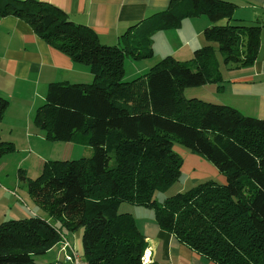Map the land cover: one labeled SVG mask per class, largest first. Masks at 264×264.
I'll use <instances>...</instances> for the list:
<instances>
[{
  "label": "trees",
  "instance_id": "trees-1",
  "mask_svg": "<svg viewBox=\"0 0 264 264\" xmlns=\"http://www.w3.org/2000/svg\"><path fill=\"white\" fill-rule=\"evenodd\" d=\"M237 7L232 0H170L143 29L132 36L129 29L111 45L52 3L0 0V16L25 20L94 74L92 82H51L35 111L34 124L47 140L89 145L92 154L49 160L36 178L20 174L47 217L1 222L0 264H39L37 255L63 241L65 230L81 228L86 264H145L147 241L133 214L119 210L123 202L153 209L162 229L206 260L264 264V118L185 95L187 87L223 86L218 53L231 69L257 59L263 26L235 17ZM199 16L211 21L203 32L209 44L191 59L167 55L124 79L126 55L152 57L157 30ZM8 106L0 96V124ZM175 144L211 162L226 182L208 178L159 201L156 192L182 177ZM13 150L0 129V158Z\"/></svg>",
  "mask_w": 264,
  "mask_h": 264
},
{
  "label": "crops",
  "instance_id": "crops-1",
  "mask_svg": "<svg viewBox=\"0 0 264 264\" xmlns=\"http://www.w3.org/2000/svg\"><path fill=\"white\" fill-rule=\"evenodd\" d=\"M42 1L63 9L74 22L88 25L102 43L111 45L120 43L129 29H132L131 36L143 29L155 13L165 10L170 3V0ZM232 1L238 4L235 17L263 26L259 54L250 66L232 69L221 67L223 86L220 89L215 83L207 84L216 86V92L222 96L221 102L247 115L264 118V0ZM209 25L211 21L207 17L199 16L182 19L180 28L157 30L153 34V51L158 47L166 55H173L180 60L191 59L196 49L209 44L203 34ZM178 34H181L182 41H178ZM212 45L217 46L214 43ZM136 71L133 76H128L125 71L124 78H135L141 70L138 68ZM93 79L94 74L88 66L73 61L65 53L53 48L25 20L14 15L0 16V96L9 99L0 129L6 124L11 130L17 120L21 122L24 118L26 126L31 129L35 111L44 102L51 82L68 80L74 83ZM10 110L13 113L11 119L7 120L6 115ZM174 149L183 158L182 177L186 175L195 183L208 178L226 182L225 175L205 158L176 146ZM119 210L130 212L135 217L147 241V248L151 251L150 264H216L162 229L155 220L153 209L123 202ZM64 236L63 241H68L66 233Z\"/></svg>",
  "mask_w": 264,
  "mask_h": 264
},
{
  "label": "rangeland",
  "instance_id": "rangeland-1",
  "mask_svg": "<svg viewBox=\"0 0 264 264\" xmlns=\"http://www.w3.org/2000/svg\"><path fill=\"white\" fill-rule=\"evenodd\" d=\"M177 27H171V29ZM180 35L177 36L178 41H182ZM165 56L167 55L164 51H161L158 47L155 48L153 56L149 58L133 59L131 56L126 55L124 58L126 74L128 76L132 74L133 76L138 68L141 70L138 75L143 74ZM218 58L223 68L224 63L221 53H218ZM215 87L211 84L187 87L185 95L188 98L195 96L203 100L226 104L221 102L222 99L220 98L222 96L216 92ZM12 113L13 110H10V113L7 112V120L11 119ZM14 125L16 126L11 130L6 124L1 128L2 139L13 142L14 150L0 158V223L12 218H24L33 215L47 217L46 211L42 210L29 194L28 182L26 179H21L20 174H24L26 178H36L43 172L45 163L49 160L77 159L92 153L90 146H81L74 141L47 140L45 132L34 124V119L31 122V129L26 126L25 118L21 122L17 120ZM175 146L184 149L178 144H175ZM194 185L195 182L184 175L170 188L157 191L155 197L162 202L167 196L187 190ZM123 209L124 207L121 210ZM18 211L20 213H17ZM64 233L67 234V240L75 250L82 254L83 228L74 232L65 230ZM60 250L62 251V242L47 253L37 255V262L39 264H74L66 261L64 253L62 254Z\"/></svg>",
  "mask_w": 264,
  "mask_h": 264
},
{
  "label": "built area",
  "instance_id": "built-area-1",
  "mask_svg": "<svg viewBox=\"0 0 264 264\" xmlns=\"http://www.w3.org/2000/svg\"><path fill=\"white\" fill-rule=\"evenodd\" d=\"M62 251L64 253L65 259L68 262H73L74 264H86L83 254H80L75 250V248L70 244L69 241L62 242ZM143 263L150 264L151 259V251L149 248H146L143 256Z\"/></svg>",
  "mask_w": 264,
  "mask_h": 264
}]
</instances>
